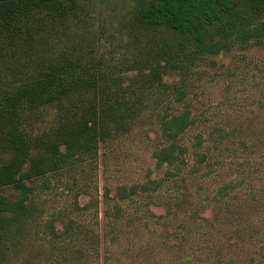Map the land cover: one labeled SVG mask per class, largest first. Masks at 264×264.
I'll return each instance as SVG.
<instances>
[{
  "label": "trees",
  "instance_id": "obj_1",
  "mask_svg": "<svg viewBox=\"0 0 264 264\" xmlns=\"http://www.w3.org/2000/svg\"><path fill=\"white\" fill-rule=\"evenodd\" d=\"M79 1L0 0V264H18L23 254L35 248L37 239L46 241L52 250L84 235L87 247L83 249L97 254L94 228L59 209L45 216L42 199L63 185L75 191L73 208L81 209L77 195L97 188L93 181L99 145L128 132L156 96V103L162 104L157 111L160 143L151 154L156 168L164 167V173L117 185L113 196L105 187L107 226L113 228L131 210L148 211L163 226L160 237L171 262L159 253L157 260L152 250L146 254L140 247L130 264H251L253 258L247 260L240 253L245 252L244 235L252 239L256 224L251 214H244L245 208L251 212L259 203L240 200L238 190L246 175L224 180L195 207L186 204L189 194L180 187H184L190 149L182 140L197 117L185 88L163 81V51L144 57L140 56L143 51L117 66L88 51L79 37L68 41L61 36L64 22L75 15ZM45 9H53L51 19L59 21V28L45 27L48 17H39ZM128 25L134 37L173 30L198 51L217 54L235 45L247 48L264 43V0H136ZM128 71H136L135 76L128 77ZM181 102V108L172 104ZM44 106L55 108L56 121L47 130L32 132L29 114ZM229 135L215 127L210 133L212 147L219 148ZM203 143L202 134L196 133L189 170L197 172L204 164L209 175L223 161L212 160L210 146ZM163 190L169 202L162 199ZM160 201L167 205L165 214L149 208L150 203L160 205ZM170 202L184 211L179 230H168L170 214L177 217ZM209 202L213 203L211 215H202L199 211H205ZM89 205L94 201L83 207ZM231 222L234 227L228 232ZM233 237L234 242L230 241ZM56 255L51 262L65 264L60 262L61 254Z\"/></svg>",
  "mask_w": 264,
  "mask_h": 264
},
{
  "label": "rangeland",
  "instance_id": "obj_2",
  "mask_svg": "<svg viewBox=\"0 0 264 264\" xmlns=\"http://www.w3.org/2000/svg\"><path fill=\"white\" fill-rule=\"evenodd\" d=\"M135 3L136 0H80L75 15H70L68 21L64 22L66 27L61 36H65L68 41L79 37V41L87 43L88 51L113 60L117 66H124L121 62H127L143 51L140 54L143 57L164 52L166 59L160 61L163 81L185 88L186 100L197 117L195 126L184 134L182 140L190 149L184 187H180L189 194L186 204L195 207L218 184L244 173L245 183L238 190L240 200L247 199L255 203L257 200L259 204L251 212L245 208L244 216L251 214L256 228L251 231L254 236L252 239L244 235L245 252L240 254L247 260L252 257L251 264H264V43L247 48L235 45L213 54L207 50L198 51L195 45L187 43L173 30L158 29L134 37L128 23ZM54 15L53 9L39 12L40 18L48 17L49 20L44 24L50 31L60 26L58 20L51 19ZM180 41L185 45H180ZM135 74L136 71L127 72L128 77H134ZM169 98L174 100L173 95ZM157 99L156 96L149 102L128 132L99 145L93 181L97 188L92 187L90 192L77 195L81 209L73 208L75 191L71 192L63 185L42 199L45 202V216L51 210L59 209L92 226L98 235L97 254L93 255L92 249H83L87 247L84 235L73 238L64 248L52 250L46 241L37 239L34 241L35 248L33 246L31 251L23 254L27 260L24 257L18 264H54L51 262L54 254H61L60 262L65 264H130L140 247L146 250V254L152 250L155 259L159 253L163 254L166 262H171L162 246L160 235L163 226L156 224L148 211L131 210L111 229L104 215L105 187L110 189L109 194L113 196L117 185L141 182L147 177H161L164 173V167L156 168L151 154L160 143L157 111L162 104H157ZM172 104L178 108L183 106L182 102ZM28 120L32 132L47 130L56 121V110L52 106H44L35 114L32 111ZM215 127H222L230 134L217 149L212 147L210 136ZM198 132L204 138L203 145L210 146L212 160L223 161L214 165L209 175L204 164L197 172L189 170L194 163L192 144ZM1 157L2 154L0 160ZM62 180H67V176L62 175ZM162 196L164 201L169 202L167 191L163 190ZM90 201H94V205L85 209L83 206ZM170 204L171 211L177 217L170 214L172 223L168 225V230H179L177 224L184 211ZM212 206L213 203L209 202L205 211L199 212L210 216ZM166 207V203L161 201L160 205L149 204L150 210L156 214H165ZM95 214L97 224L94 222ZM56 224L61 228L58 221ZM232 227L233 222L227 226L228 232H231ZM235 240L236 237L230 239L232 242ZM170 242H174L173 239ZM53 250L55 253L51 254Z\"/></svg>",
  "mask_w": 264,
  "mask_h": 264
}]
</instances>
